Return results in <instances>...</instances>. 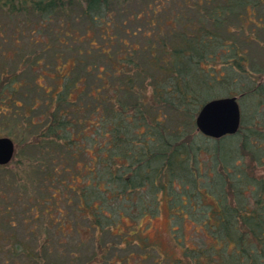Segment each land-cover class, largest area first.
I'll list each match as a JSON object with an SVG mask.
<instances>
[{"label":"trees","instance_id":"trees-1","mask_svg":"<svg viewBox=\"0 0 264 264\" xmlns=\"http://www.w3.org/2000/svg\"><path fill=\"white\" fill-rule=\"evenodd\" d=\"M0 8L22 21L28 41L0 67V114L24 122L4 131L16 135L17 156L0 163L3 198L37 207L28 222L45 216L44 229H62L58 209L67 229L92 231L101 258L118 240L140 243L141 219L164 202L176 227L188 219L200 231L183 253L188 264H264V59L251 55L254 45L264 51V0ZM232 93L238 128L203 133L198 107ZM105 232L113 238L103 242ZM27 252L24 264H55Z\"/></svg>","mask_w":264,"mask_h":264},{"label":"rangeland","instance_id":"rangeland-1","mask_svg":"<svg viewBox=\"0 0 264 264\" xmlns=\"http://www.w3.org/2000/svg\"><path fill=\"white\" fill-rule=\"evenodd\" d=\"M21 25L22 21L19 18L8 14L4 8H0V67L5 64V61H7L6 66L8 67V63L11 67L14 64L13 61L17 60L16 56H18L15 54V47L28 43L26 33L21 31ZM11 53L14 57L9 58ZM251 55H256L258 60L264 59V51L260 52L256 45L252 48ZM217 65L220 63L218 62ZM12 117L10 114L8 116L6 113L0 114V134H7L4 131L9 128L11 130L14 128L15 132L22 129L21 124L24 122L20 121L19 117L14 120ZM13 162L14 160L9 164L12 165ZM4 171L0 168V187L3 189L6 188V183L2 182L1 175L8 173L6 170ZM26 193L23 192L22 195ZM4 194L7 193L4 191ZM2 195L0 193V264H24V260L32 257L27 252L28 249L32 251V254L42 251L46 254V259L50 258L51 262H55V264H176V261L179 260H182V264H188L187 255L183 253L187 247L196 245L195 236L200 235V231H196L194 223L188 219L185 220V224L176 227V222L170 218L166 204L163 202L158 214L144 216L141 219L139 227L142 228L141 234L145 238H141L140 243L135 241L127 243L124 240H118L114 248H106L107 257L101 258L104 248L94 247V241L91 239L92 231L89 228L77 232L70 230V228L67 229L70 227L69 222L64 221L66 218L58 214L56 212L58 209L54 208L56 210H54L53 217L60 221L63 230L55 226L44 229L45 216L41 218L42 223L35 218L31 221L36 220L37 224L28 222L30 220L28 215L32 210H39L37 207H32L28 201L24 202L21 199H5ZM5 197L8 198L7 195ZM6 202L11 203L4 211ZM22 216L27 218L24 221L25 224L19 222ZM8 219L13 222L11 226L5 225ZM39 224L42 225L39 226ZM112 238L113 235L107 232L101 236L103 242ZM209 239V237L206 238L207 241ZM18 241H20V245L17 249L13 253L5 255L8 248L14 250V243ZM41 241H45L47 247L40 248ZM94 250L95 252L98 251L97 255L92 254L95 253Z\"/></svg>","mask_w":264,"mask_h":264},{"label":"water","instance_id":"water-1","mask_svg":"<svg viewBox=\"0 0 264 264\" xmlns=\"http://www.w3.org/2000/svg\"><path fill=\"white\" fill-rule=\"evenodd\" d=\"M241 120L240 104L236 94L212 96L201 103L195 114L197 127L208 135L219 136L234 132ZM15 141L9 134H0V163L12 158Z\"/></svg>","mask_w":264,"mask_h":264}]
</instances>
